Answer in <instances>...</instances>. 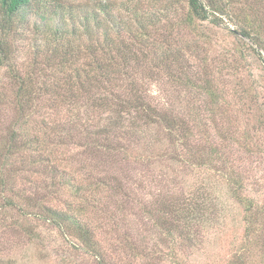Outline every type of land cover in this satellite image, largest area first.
<instances>
[{
    "label": "trees",
    "instance_id": "1",
    "mask_svg": "<svg viewBox=\"0 0 264 264\" xmlns=\"http://www.w3.org/2000/svg\"><path fill=\"white\" fill-rule=\"evenodd\" d=\"M222 15L235 22L230 31L240 37L239 55L226 57V70L248 67V54L262 58L264 0H167L149 11L111 0H0V66L10 59L9 41L16 27L32 31L36 55L22 67L8 63L13 84L0 85V224L8 213L13 218L9 224L19 225L28 241L38 244L44 235L33 219L49 222L63 231L71 246L90 253L97 264H108L101 229L127 221L124 211L136 206V214L149 219L156 244H136L126 223L118 226H125L124 247L135 257L151 254L162 261L171 256L179 262L174 249L162 253L163 247L189 238L199 224L216 220L224 191L243 207L246 231L256 234L254 242L263 249L264 200L245 192L246 171L229 160L240 143L245 147L240 131L226 122V151L218 144L196 149L190 145L195 136L192 122L198 123L191 95L204 92L215 114L230 115L237 106L234 97L243 94L251 102L248 108L262 111L259 126L264 121V89L258 80L236 81L225 91L214 76L222 67L212 54H201L212 48L203 22L217 24ZM17 21L25 26L19 28ZM164 77L178 83L177 98L185 93V104H165L149 95L147 83ZM166 139L168 146L186 149L189 164L218 173V181L211 184L204 178L198 191L182 194L178 202L160 193L148 201L142 191L159 184L154 162L178 156L166 148ZM254 146L264 150L260 143ZM65 147H73L71 160L61 156ZM106 164L114 172L98 173ZM28 171L37 178L31 179L32 186L40 188L34 196L27 195V187L15 186ZM21 202L34 210L19 207ZM225 264L248 263L238 255Z\"/></svg>",
    "mask_w": 264,
    "mask_h": 264
},
{
    "label": "rangeland",
    "instance_id": "2",
    "mask_svg": "<svg viewBox=\"0 0 264 264\" xmlns=\"http://www.w3.org/2000/svg\"><path fill=\"white\" fill-rule=\"evenodd\" d=\"M66 1L75 4H89L94 0ZM111 1L118 5L121 2L133 4L144 11H149L151 8H155L157 4H164L167 2V0L166 2L159 0ZM29 16L34 18L33 14ZM221 17L222 20L217 24L210 20H206L202 24L210 35L211 40L209 45L212 48L209 52V48L205 47L206 51L201 52V54H212L217 64L222 67L220 73L217 72L215 74L214 72V76L217 77V83L220 84L225 91L226 88H230L231 91V87L235 85L236 81H250L255 79L258 80L262 89H264V70L262 69L264 63L261 62L264 61V54L262 58L259 54H248L249 60L245 61V64H249L248 67L241 65V68L238 70H226V57H231L232 53L238 52L236 49L239 47L238 45H240V37L238 33L230 31L231 29H235V22L226 15H222ZM19 22L20 21H17L16 23V25H19V28L25 26L23 22ZM25 28L20 31L16 27V30L11 35L9 41L11 56L5 65L0 66V85L4 84L6 87H10L13 84V79L10 77L9 73L11 67L7 65L8 63L16 67H22L36 58L35 48L33 46L35 36L31 30L25 31ZM30 28L32 29L33 27L31 26ZM230 50L234 51L230 52ZM39 59H41V57ZM214 59H210L212 65H214ZM234 67H236V65H234ZM82 70L83 69H81V71ZM227 72L230 73V75H227ZM176 84L178 83H173L169 78L164 77L160 80H150L147 83V89L149 95L155 101H161L166 104L167 102L175 100L176 102L185 104L186 102L184 99L187 95L182 93V95L177 98L178 88L175 87ZM238 88L240 89L239 86ZM262 92L264 93V90H260L261 95H263ZM189 99L192 103L194 102V105H191L195 108L193 109L192 115H194L193 117L198 121L197 125H194V122H192V132L195 136L191 137L190 145L192 146L194 144L193 148L196 149L199 147H209L210 144H218L220 148L223 146L226 151V141L223 139V136L226 134V128H228L226 122H229L233 130L237 132L240 131L245 146L243 147L240 143V147L238 146L239 150H232L229 158L231 166L246 171V175L248 176V188L245 192H248L251 197L263 201L264 150L258 151L254 146L256 143H260L262 144V148H264V121H261L260 126L257 122L258 116L262 115V111L256 107L252 109L248 108L251 102L243 94L242 98L238 96L234 97V104L237 106L233 105L231 107L233 112L230 115L217 112L215 114L213 111L214 105L210 104V97L204 92L191 95ZM261 99L263 100V98ZM107 114V112L101 114L100 117H102V119L101 122H99L100 125L103 124ZM111 114L110 112L109 115ZM126 129L129 131L131 130L129 123ZM133 136L130 134L129 137ZM165 142L167 148L169 145L167 139ZM233 147L234 146H231V148ZM72 148L73 147H65L61 149V156L65 157L68 155L71 160ZM168 148H172L174 153L178 156L176 159H171L166 155L165 159L154 162L157 168L153 170V174L158 177L159 184L155 182L152 186H147L142 191V194L148 201L152 200L160 193L169 198H175L178 202V198L182 194L198 191L199 185L204 178L211 184L218 181V173L213 172V170L196 166L191 158L193 164H189L188 161L190 160L185 156L186 149L181 150V147L174 144H171ZM164 150L165 148L162 146L160 151L164 152ZM77 160L79 159L77 158ZM122 164L124 165L123 167H125L126 163L123 162ZM110 169L114 172L113 169L106 164L100 167L97 172H105ZM27 173L28 174L25 175L26 177L19 178L16 181L15 186L18 189H21L23 186L27 187V195L30 194L34 196L40 188L32 186L31 179L35 180L37 178H33L29 171ZM150 182L151 180H149V183ZM261 194H263V196H261ZM41 195L43 197L45 191L42 192ZM221 196L222 198L219 201L220 203L217 209L219 212L215 215L216 220L213 218L208 222L210 223L208 226H206L208 224L206 222L199 224L195 232L190 234L189 238L179 239L178 244L181 241L182 245L170 244V248L167 245L163 247L162 253L170 254L171 250L174 249L178 255L179 262L174 261L176 259L171 256H169L168 260H166L167 256L164 260L162 259V261L152 257L151 254L147 257H135L131 254V251L124 247V236L121 231H123L125 226H118L126 223L131 226V231L133 232L131 233V238L135 240L136 244L149 246L150 248L156 244L155 234H152L149 229V219L147 217L141 219L139 215L136 214V206L131 210L127 208L126 211H124L125 215L127 214V221L118 223L113 226L114 228L112 229H101L100 236L105 249H107L106 262L108 264H225L234 259L235 256L241 255L246 258L248 264H264V248L262 249L261 247L263 246H259L254 242V239L257 238L256 234L247 233L246 224L242 220L243 207L234 199H230L224 191H222ZM1 202L2 200H0V204ZM100 205H104V203L101 202ZM19 207H23L27 211L34 210V208L27 206L26 202L19 203ZM111 210H115V208L112 207ZM9 213L12 216H16V218L19 216L16 212ZM3 216L6 219H3V221H5L4 224H0V264H97V261H95V258L90 253L71 246L63 231L55 225L34 218V222L40 224V228L43 231L42 234L44 235V239L39 241L38 244H35L34 242L28 241V236L19 225H14L13 227L9 224L13 218L11 219L8 213H3ZM117 217L121 218L122 215L119 214Z\"/></svg>",
    "mask_w": 264,
    "mask_h": 264
}]
</instances>
